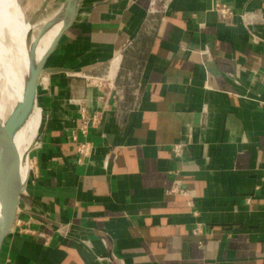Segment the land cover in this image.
Masks as SVG:
<instances>
[{"label":"crops","instance_id":"crops-1","mask_svg":"<svg viewBox=\"0 0 264 264\" xmlns=\"http://www.w3.org/2000/svg\"><path fill=\"white\" fill-rule=\"evenodd\" d=\"M149 2L84 0L61 37L0 264H264V0H175L164 17ZM108 73L105 103L80 74ZM79 104L102 114L82 162ZM176 180L194 208L167 195Z\"/></svg>","mask_w":264,"mask_h":264},{"label":"bare ground","instance_id":"bare-ground-1","mask_svg":"<svg viewBox=\"0 0 264 264\" xmlns=\"http://www.w3.org/2000/svg\"><path fill=\"white\" fill-rule=\"evenodd\" d=\"M16 13L19 18L14 17ZM66 22L67 19L59 20L55 27H53V30L51 28L38 38L33 34V28L27 24L18 0H0L1 126L5 125L10 117L9 114L15 112L16 107L21 103L24 82L29 71L42 60L51 42L66 25ZM6 27L17 28L19 30L12 31L8 35L6 32L5 35ZM18 116L19 123L17 124L14 141L20 161L16 169L7 178L10 182L9 188L14 196L24 192L32 171L29 153L38 144L37 137L42 125L43 111L38 102L37 105L33 104L27 113L24 110H20Z\"/></svg>","mask_w":264,"mask_h":264},{"label":"water","instance_id":"water-1","mask_svg":"<svg viewBox=\"0 0 264 264\" xmlns=\"http://www.w3.org/2000/svg\"><path fill=\"white\" fill-rule=\"evenodd\" d=\"M48 1L49 0H45L44 6H47ZM83 1L84 0H66L53 17L44 22L42 30L37 36L38 38L56 25L59 20L67 19L66 25L55 36L42 60L36 65V67L29 71L24 82L21 103L18 104L15 112H12L5 125L1 126L0 124V252L7 238L13 233L18 216L19 201L22 195V193H19L16 196L13 195L9 188V179H7L14 169H16L20 161L19 153L14 141L17 124L19 123V111L24 110L25 113H27L32 108L33 104L37 105L39 79L61 37L73 24L74 18L78 10L81 8ZM29 25L32 27L31 23Z\"/></svg>","mask_w":264,"mask_h":264},{"label":"built area","instance_id":"built-area-1","mask_svg":"<svg viewBox=\"0 0 264 264\" xmlns=\"http://www.w3.org/2000/svg\"><path fill=\"white\" fill-rule=\"evenodd\" d=\"M175 0H150L147 15H161L166 16V14L171 10L172 4ZM215 12L221 14L223 18H232L235 13L232 7L228 4L222 2H215L214 4ZM246 18V15L243 16ZM260 39L258 37L254 38V43H259ZM204 55L210 57V52L206 49L203 52ZM82 78L86 81V84L90 88H95L99 90L102 94L100 100L107 102L113 95H117L115 77L111 74H106L103 76H94L80 74ZM260 80L264 84V71L260 74ZM102 122L101 112H93L86 105L79 104V119L78 126L71 134V141L75 144L77 153L79 155V161L82 162L86 158H89L93 151L92 143L87 140L88 135L92 130L97 129ZM192 136V129L188 130V140ZM187 142H180L173 146L172 151L175 157L180 158L184 153L185 147H187ZM38 146V145H37ZM36 146V147H37ZM35 147V148H36ZM35 166H32V170ZM167 195H175L184 198H188L187 204L189 207L194 208L195 202L191 198V194L188 189H186L179 181H174L171 187L167 190ZM197 215V211L194 212ZM193 235H201L204 233V224L196 223L192 229ZM106 242V240H105Z\"/></svg>","mask_w":264,"mask_h":264},{"label":"rangeland","instance_id":"rangeland-1","mask_svg":"<svg viewBox=\"0 0 264 264\" xmlns=\"http://www.w3.org/2000/svg\"><path fill=\"white\" fill-rule=\"evenodd\" d=\"M44 2L45 0H18L21 10L23 11L25 20L27 24L31 23L32 28H33V34L35 36H38L40 34L44 22L49 20L59 11L64 0H49L47 6H44ZM14 17L19 18L17 13L14 15ZM53 27H55V25ZM53 27H52V30L54 29ZM16 30H19V29L6 27L5 35H6V32L8 35L10 32L16 31ZM4 39H7V38H4ZM39 135H40V131L37 137L38 142H39ZM35 147L33 149H35ZM33 149L30 151L29 158H30L32 166H35L34 158H32Z\"/></svg>","mask_w":264,"mask_h":264}]
</instances>
